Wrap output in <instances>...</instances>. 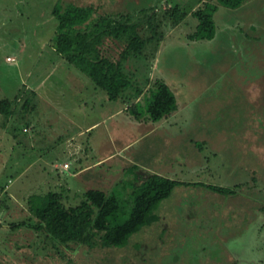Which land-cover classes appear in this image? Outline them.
Wrapping results in <instances>:
<instances>
[{
    "label": "rangeland",
    "instance_id": "rangeland-1",
    "mask_svg": "<svg viewBox=\"0 0 264 264\" xmlns=\"http://www.w3.org/2000/svg\"><path fill=\"white\" fill-rule=\"evenodd\" d=\"M206 1L0 0V101L13 113L7 119L0 114V264H264V0H249L236 10L219 7L210 41L190 39L197 25L190 14L177 26L164 18L174 5L192 13ZM59 2L92 6L97 15L129 14L134 21L157 11L158 47L150 45L142 59L124 66L134 84L129 97L110 101L55 52L52 11ZM144 29L140 35L147 37ZM102 47L118 58L124 44L105 39ZM157 80L175 98L165 129L152 135L144 131L150 124L133 125L124 116L101 124L116 108L136 102L145 119ZM86 102L89 109L76 117L82 126L100 122L92 138L101 154L130 144L124 157L136 156L130 164L119 158L109 168L96 164L86 175L97 182L105 173L108 182L90 187L129 199L121 204L128 213L145 166L159 164L169 173L163 176L182 184L126 246L56 249L27 227H11L34 222L27 205L31 195L61 193L67 207L83 199V189L67 190L73 184L68 173L53 165L73 163L61 151L68 139L78 158L85 157L87 138H79L77 124L64 116L70 117L68 107ZM49 107L62 108L64 116ZM211 186L231 192L220 194Z\"/></svg>",
    "mask_w": 264,
    "mask_h": 264
},
{
    "label": "trees",
    "instance_id": "trees-1",
    "mask_svg": "<svg viewBox=\"0 0 264 264\" xmlns=\"http://www.w3.org/2000/svg\"><path fill=\"white\" fill-rule=\"evenodd\" d=\"M247 1L208 0L192 13L174 5L163 15L172 26H177L190 14L197 21L190 39L210 41L215 35L214 14L218 8L236 10ZM145 12L141 11L142 14ZM52 16L57 21L52 43L55 52L84 74L96 88L103 90L110 101L128 96L126 92L134 88L132 74L125 71V63L142 59L147 48L150 45L157 48L162 39L157 29L159 19L155 10L145 20L134 21L129 14L117 17L97 15L92 6L63 5L59 2L54 6ZM142 29L148 32L147 37L140 35ZM105 39L124 44L118 58L103 49ZM151 88L153 91L146 99L144 118L159 122L175 112V98L161 80L155 81ZM135 93L139 97L140 89ZM139 104L136 102L129 107V113L137 120H141ZM8 107L6 100L0 101V114L6 119L13 114ZM181 184L155 174L147 175L134 185L137 192L133 193L128 213L122 210L121 204L129 199L99 190L86 191L81 202L74 207L65 206L64 198L58 192L31 195L27 205L34 222L12 224L11 228L27 227L56 249L63 247L71 250L73 245L88 249L124 247L133 234L150 225L159 204ZM208 188L220 194L231 192L225 188Z\"/></svg>",
    "mask_w": 264,
    "mask_h": 264
},
{
    "label": "crops",
    "instance_id": "crops-1",
    "mask_svg": "<svg viewBox=\"0 0 264 264\" xmlns=\"http://www.w3.org/2000/svg\"><path fill=\"white\" fill-rule=\"evenodd\" d=\"M63 62V61H61ZM65 64V63H64ZM79 74H81L79 72ZM83 75V74H82ZM44 81H48V76L46 74V77L43 78ZM47 98V96H46ZM89 104L87 105V102L84 106L80 107V106H71L68 107L67 112H65L66 114L70 115V117H65L63 115V113L61 112L62 108L60 107H55L54 110H52V107H49L48 109L50 111H54L56 113V115L60 114L63 115L64 118L67 120V122H69L70 124H74V122L77 124V129H78V137L80 138L81 136L84 135V137L87 138V145L89 147V149H87V153L85 154V157L81 160L78 158V153L76 151V148H74L76 145L72 146L74 143V141H70V139L65 141L64 147H62V153L65 155L67 154V156L73 161V163L71 164V162L69 160H64L61 162V164H54L53 167L55 168H59L61 170V173L63 174H67V178H69V182L73 183L72 186L69 184H67V190L69 191H73L75 192L80 190V188L83 189L84 193L88 190H94V187H90L91 185H105L108 181L107 179V175H105V173L101 176H99V178H97L98 180H101L100 182L97 180V182L95 181L94 178H92V175H86L88 174L90 171H92V168L95 167L96 164H100L99 167H102L101 169L109 168V166H112L111 164H109V162L113 161L115 158H119L121 161H118V163H122L123 161L130 163H134L136 156L133 154L130 157H124L125 153L127 151H125L126 148H128L127 145L123 148V150H120L119 152H114V153H103L101 154V146H97L93 144V140H95V137L92 138L93 134L95 133V131H97V129L100 127V122L97 123H92L88 126H82L79 125L78 122V117H76V115L81 114L83 111L89 109ZM93 108L90 109L91 111L94 109V106H92ZM130 107V106H129ZM129 107H125L124 109H122L121 107L116 108V110H114L113 112H110L107 116H106V120H103L101 122V124L104 125V122H111L113 120H116L119 117L124 116L128 121H130L131 124L133 125H139L144 126V125H148L150 124L144 131L149 130V133H151L152 135H154L156 132L158 133V131L160 132V128H163V126L168 125L166 123V121L168 120V118H166L165 120L159 121V122H151L149 120L143 119V120H137L135 119L133 116L129 115ZM47 109V108H46ZM48 113V112H47ZM47 116L45 118V120H47ZM135 122V123H133ZM163 123L165 125H163ZM80 129H83L82 131H84V134L80 133ZM165 129V128H163ZM147 134V133H146ZM105 137L108 139L110 138L108 135H105ZM141 137V136H140ZM139 137V138H140ZM92 138V139H91ZM111 139V138H110ZM110 139L109 142H110ZM71 140H76L74 138H71ZM78 141V140H77ZM67 142H69V144H71V147L65 148L67 145ZM104 143H107L106 141H103ZM68 150V151H67ZM70 162V165L67 162ZM158 161V160H157ZM158 164V162H156ZM67 164V168H64L63 165ZM159 165V164H158ZM145 166V168L143 169L144 172L140 173L139 176V180H142L144 178H146L147 175L149 174H155L158 176H163L164 175H169V173L167 172V170H162L163 166ZM164 165V164H161ZM57 168V169H58ZM67 171V172H66ZM66 172V173H65ZM166 178V177H165ZM117 185V184H116ZM115 185V186H116ZM114 186V187H115ZM113 187V188H114ZM99 190V189H97ZM105 193V191L103 190H99ZM113 191V190H112ZM111 193V192H110Z\"/></svg>",
    "mask_w": 264,
    "mask_h": 264
},
{
    "label": "built area",
    "instance_id": "built-area-1",
    "mask_svg": "<svg viewBox=\"0 0 264 264\" xmlns=\"http://www.w3.org/2000/svg\"><path fill=\"white\" fill-rule=\"evenodd\" d=\"M63 167H64V168H67V164H64Z\"/></svg>",
    "mask_w": 264,
    "mask_h": 264
}]
</instances>
